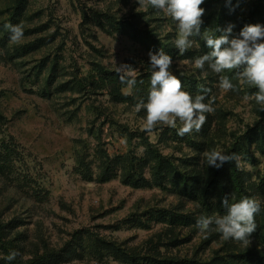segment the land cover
<instances>
[{
    "label": "rangeland",
    "instance_id": "374dc122",
    "mask_svg": "<svg viewBox=\"0 0 264 264\" xmlns=\"http://www.w3.org/2000/svg\"><path fill=\"white\" fill-rule=\"evenodd\" d=\"M201 7V36L180 55L176 22L138 0H0V224L20 260L147 264L155 255L264 264L261 237L244 245L222 239L215 225L207 232L196 227L200 216L225 215L222 198L229 194L230 203L261 201L255 222L264 233L258 89L241 82L242 69L216 74L207 64L194 67L211 51L205 34L219 36L217 28L232 24L231 39L245 25L264 26V0H205ZM6 23L22 24L21 41L10 40ZM133 28L138 38L128 34ZM161 49L172 58L170 71L185 81L183 90L195 97L200 86L211 89L203 102L215 111L205 114L200 132L180 137L163 125L147 132L146 110L115 100L97 82L99 68L125 64L151 74L148 53ZM220 75L234 90L219 88ZM213 150L237 154L240 166H208L204 153ZM185 177L194 194L182 192L178 181ZM139 178L145 183L127 182ZM0 264H9L1 248Z\"/></svg>",
    "mask_w": 264,
    "mask_h": 264
},
{
    "label": "clouds",
    "instance_id": "9594fccd",
    "mask_svg": "<svg viewBox=\"0 0 264 264\" xmlns=\"http://www.w3.org/2000/svg\"><path fill=\"white\" fill-rule=\"evenodd\" d=\"M138 3L140 6L146 3L154 9L162 10L176 22L178 36L174 43L180 55L192 47V37L201 36L202 17L205 14L201 5L205 0H138ZM4 27L11 33L10 40L13 43L23 39L22 24L6 23ZM233 27L234 25L229 24L225 29L217 28L216 31L223 33L219 36L204 35L206 45L211 51L197 57L194 67L203 70L207 64L216 74L225 70L242 69L237 73L242 78L241 82L254 85L258 89L254 99L257 104L264 106V26L245 25L239 37L230 39ZM148 55L152 69L151 87L147 102L140 99L135 105L137 112L146 110L144 130L152 132L158 125H163L177 129L176 134L180 137L193 131L200 132L207 120L205 114L215 111L211 103L203 102L211 89L200 86L198 94L193 97L190 92L183 90L181 80L170 71L173 63L171 56L163 49L157 53L150 51ZM137 72L131 65L126 64L116 68L121 84L126 85L129 90L126 94H131V90L136 87ZM218 86L225 93L235 87L224 75L219 76ZM177 121L181 125L179 128ZM204 157L208 166L217 169L228 162H235L237 167L240 166V157L235 153L228 155L213 150L205 152ZM222 206L226 209L225 215L200 216L196 227L201 232H207L215 225L222 239L249 244V238L257 227L255 216L261 210V201L244 197L238 202L230 203L229 194H226L222 198ZM19 255L18 251L12 250L6 259L13 261Z\"/></svg>",
    "mask_w": 264,
    "mask_h": 264
},
{
    "label": "trees",
    "instance_id": "16d2710c",
    "mask_svg": "<svg viewBox=\"0 0 264 264\" xmlns=\"http://www.w3.org/2000/svg\"><path fill=\"white\" fill-rule=\"evenodd\" d=\"M128 34L132 38H138L139 37L138 31L135 28L130 29L128 31ZM96 75L98 76L97 82L100 84V86L106 88L115 100L121 101V102H129V103H132L134 105H136V103L140 99H143L145 102H147V97H148L149 90L151 87V85H150L151 74H138L136 87L131 90V94H126L124 92V88H126L127 86L124 84H121L116 71H107L103 68H99ZM93 80H96V79L93 78ZM140 81H143V83H141ZM181 82H182V85L184 87L185 81L181 80ZM108 165H109V163H107V166ZM103 174H105V173H103ZM227 174L232 181L236 180L237 175H235L234 170L232 168L228 169ZM109 178H111L110 173H108L107 177H105L103 180H107ZM162 180H163V173L161 170L158 169L156 172V181L158 183H161ZM127 182H129V183L135 182L134 183L135 185H139V184L142 185L145 183L144 179H141V178H139L138 181L127 180ZM179 183L182 185V192L183 193L194 194L196 187L193 184V180H190L187 177H185L184 179L182 178L181 180H179L178 184ZM237 189H238V192L241 191V188L238 185H237ZM256 225H257L256 230L251 235V237L252 238L261 237L262 241L264 243V233L262 232V229L258 225V223H256ZM0 248L4 252L5 257H7V255L12 250H14V247L12 246V244L9 241H6L4 239L3 225L2 224H0ZM34 262H35V260L22 261L18 257H16V259L13 261H8L9 264H34ZM147 264H193V263H192V261H188L185 259H177V258H170V257L165 258V257H159V256L153 255V256L149 257V259L147 260Z\"/></svg>",
    "mask_w": 264,
    "mask_h": 264
}]
</instances>
